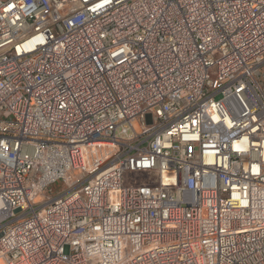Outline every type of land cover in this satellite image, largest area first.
I'll return each mask as SVG.
<instances>
[{"label":"built area","instance_id":"obj_1","mask_svg":"<svg viewBox=\"0 0 264 264\" xmlns=\"http://www.w3.org/2000/svg\"><path fill=\"white\" fill-rule=\"evenodd\" d=\"M0 264H264V0H0Z\"/></svg>","mask_w":264,"mask_h":264},{"label":"rangeland","instance_id":"obj_2","mask_svg":"<svg viewBox=\"0 0 264 264\" xmlns=\"http://www.w3.org/2000/svg\"><path fill=\"white\" fill-rule=\"evenodd\" d=\"M125 179L127 182H131L133 184H141L144 181H149L150 176L146 173L126 172Z\"/></svg>","mask_w":264,"mask_h":264}]
</instances>
